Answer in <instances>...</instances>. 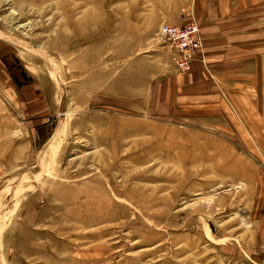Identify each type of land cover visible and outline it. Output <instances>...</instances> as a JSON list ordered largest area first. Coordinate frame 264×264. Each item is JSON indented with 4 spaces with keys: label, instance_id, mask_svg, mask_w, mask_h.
Listing matches in <instances>:
<instances>
[{
    "label": "rangeland",
    "instance_id": "obj_1",
    "mask_svg": "<svg viewBox=\"0 0 264 264\" xmlns=\"http://www.w3.org/2000/svg\"><path fill=\"white\" fill-rule=\"evenodd\" d=\"M197 5L0 0V264H264V88L175 103Z\"/></svg>",
    "mask_w": 264,
    "mask_h": 264
},
{
    "label": "crops",
    "instance_id": "obj_2",
    "mask_svg": "<svg viewBox=\"0 0 264 264\" xmlns=\"http://www.w3.org/2000/svg\"><path fill=\"white\" fill-rule=\"evenodd\" d=\"M253 1L257 0H198L193 17L200 25L203 50L191 62L188 74L172 86L179 91L175 103L212 104L218 101L221 86L264 88L262 26L258 17L253 24L250 19ZM189 20L183 17L177 23ZM263 196L260 193L259 224L264 238Z\"/></svg>",
    "mask_w": 264,
    "mask_h": 264
},
{
    "label": "built area",
    "instance_id": "obj_3",
    "mask_svg": "<svg viewBox=\"0 0 264 264\" xmlns=\"http://www.w3.org/2000/svg\"><path fill=\"white\" fill-rule=\"evenodd\" d=\"M161 41L176 57V67L182 73L190 71V64L203 50L202 37L195 21L181 26L163 25L159 30Z\"/></svg>",
    "mask_w": 264,
    "mask_h": 264
},
{
    "label": "bare ground",
    "instance_id": "obj_4",
    "mask_svg": "<svg viewBox=\"0 0 264 264\" xmlns=\"http://www.w3.org/2000/svg\"><path fill=\"white\" fill-rule=\"evenodd\" d=\"M161 27H162V26H161ZM101 205H103V206L105 207V205H104V204H102V203H101ZM103 206H102V207H103Z\"/></svg>",
    "mask_w": 264,
    "mask_h": 264
}]
</instances>
